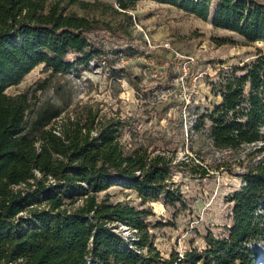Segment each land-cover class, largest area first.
I'll return each instance as SVG.
<instances>
[{"label": "trees", "instance_id": "1", "mask_svg": "<svg viewBox=\"0 0 264 264\" xmlns=\"http://www.w3.org/2000/svg\"><path fill=\"white\" fill-rule=\"evenodd\" d=\"M134 1L116 0L118 12L112 5L83 0H0V264L259 260L252 247L264 243V53L242 67L221 71L210 84L220 102L197 116L191 131L205 132L214 150L242 153L222 157L213 168L201 161L176 162L156 138L139 141L124 119L101 115L91 106L70 109L62 94L59 105L32 102L49 86L58 94L61 86L51 84L57 77L77 74L107 55L91 35L118 29L112 25L116 15L131 26L126 11ZM153 1L202 21L211 19L215 28L246 43L264 42V0ZM38 65L48 74L30 93H5ZM126 128L131 135L123 141ZM233 166L240 170L241 186L227 197L230 225L224 235H205V248H191L181 259L173 253L162 257L147 221L154 214L143 206L161 199L165 206L183 204L171 179L173 168L203 179L211 171L231 172ZM114 185L133 190L142 209L109 202L107 194L99 199V193ZM120 226L135 231L136 239L127 242L117 232Z\"/></svg>", "mask_w": 264, "mask_h": 264}, {"label": "rangeland", "instance_id": "2", "mask_svg": "<svg viewBox=\"0 0 264 264\" xmlns=\"http://www.w3.org/2000/svg\"><path fill=\"white\" fill-rule=\"evenodd\" d=\"M83 1L109 4L120 12L116 0ZM130 5L126 13L131 17V26L116 15L112 25H118V29L91 35L102 44L107 55L77 74L57 77L51 84L61 86L58 94L49 86L37 92L32 102L59 105L62 94L71 104L70 109L74 105H87L101 115L120 117L135 138L142 142L150 136L156 138L164 153H174L179 163L201 161L213 168L222 157L233 159L241 155L214 150L205 132L195 135L191 129L197 116L207 114L220 102L210 85L218 81L220 72L254 60L258 52L264 53V42L246 43L235 33L215 28L211 19L202 21L153 0H137ZM71 10L84 14L77 7ZM47 74L38 65L5 93L10 96L30 93ZM131 133L126 128L122 140H129ZM239 171L233 166L231 172L211 171L209 177L200 179L173 168L171 179L182 195L183 204L165 206L161 199L143 206L154 214L147 221L162 257L173 253L181 259L191 248L204 249L205 235L217 238L224 235L225 227L230 225L231 206L227 197L241 186L236 176ZM105 194L109 195V202L142 209L136 193L129 188L111 186L98 194L99 199ZM78 205L79 202L68 208ZM252 248L259 259L254 264H264V243Z\"/></svg>", "mask_w": 264, "mask_h": 264}, {"label": "built area", "instance_id": "3", "mask_svg": "<svg viewBox=\"0 0 264 264\" xmlns=\"http://www.w3.org/2000/svg\"><path fill=\"white\" fill-rule=\"evenodd\" d=\"M119 234H121V236L127 241V242H130V241H133L135 240V231H130L128 230L126 227L124 226H120L118 231Z\"/></svg>", "mask_w": 264, "mask_h": 264}, {"label": "water", "instance_id": "4", "mask_svg": "<svg viewBox=\"0 0 264 264\" xmlns=\"http://www.w3.org/2000/svg\"><path fill=\"white\" fill-rule=\"evenodd\" d=\"M258 43L262 42V41H257Z\"/></svg>", "mask_w": 264, "mask_h": 264}]
</instances>
